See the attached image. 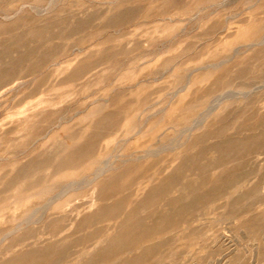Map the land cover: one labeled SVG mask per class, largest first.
<instances>
[{
  "label": "rangeland",
  "instance_id": "obj_1",
  "mask_svg": "<svg viewBox=\"0 0 264 264\" xmlns=\"http://www.w3.org/2000/svg\"><path fill=\"white\" fill-rule=\"evenodd\" d=\"M11 263L264 264V0H0Z\"/></svg>",
  "mask_w": 264,
  "mask_h": 264
},
{
  "label": "bare ground",
  "instance_id": "obj_2",
  "mask_svg": "<svg viewBox=\"0 0 264 264\" xmlns=\"http://www.w3.org/2000/svg\"><path fill=\"white\" fill-rule=\"evenodd\" d=\"M119 232H120V231H119ZM111 240H112V239H111ZM114 241H115V240H114ZM106 242H107V241H106ZM108 242H109V241H108ZM108 242H107V243H108ZM107 243H106V244H107ZM108 244H110V243H108ZM109 246H110V245H109ZM109 249H110V248H109ZM104 251H105V250H104ZM33 256H34V255H33ZM18 259H19V258H18ZM31 259H33V258L31 257ZM13 260H14V259H13ZM29 260H30V259H29ZM19 261H20V260H19ZM24 261H25V260H24ZM34 261H35V260H34ZM15 262H16V261H15ZM15 262H14V263H15ZM29 262H31V261H29ZM14 263H13V264H14ZM22 263H23V262H22ZM11 264H12V263H11ZM16 264H18V263H16ZM29 264H30V263H29Z\"/></svg>",
  "mask_w": 264,
  "mask_h": 264
}]
</instances>
